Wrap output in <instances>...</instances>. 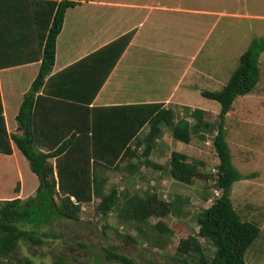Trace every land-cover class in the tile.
<instances>
[{
	"label": "trees",
	"instance_id": "obj_1",
	"mask_svg": "<svg viewBox=\"0 0 264 264\" xmlns=\"http://www.w3.org/2000/svg\"><path fill=\"white\" fill-rule=\"evenodd\" d=\"M45 3L50 4L51 10L46 24L39 26L37 15L41 2L33 1L41 48L40 64L29 88L22 94L14 116L16 126L9 132L0 96V153L9 155L14 146L38 180L28 196L0 201V260L33 264L30 258L15 256L19 243L41 244L40 227L51 225L56 219L79 220L82 206L95 197L98 198L95 211L103 230L113 210L120 223L134 222L135 229L144 236L146 230L143 225L155 218L150 225L153 233L147 236H151L152 245L163 247L166 239L174 233L164 218L183 212L189 198L177 194L172 199H164L151 187L144 191L124 187L121 192L115 187L108 191L105 188L106 173L125 170L126 166H129L127 173L140 165L160 169L173 180L186 184L202 177L198 171L199 163L189 160L179 151L170 152L166 166L149 159L155 142L162 135V125L167 124L171 138L184 143H188L193 135L204 137L216 131L212 146L218 162L211 179L214 181L212 187L220 194L196 214V234H185L178 239L175 245L177 264H248L244 259L245 251L258 237L261 228L254 220L242 219L232 204L230 192L234 181L254 177L256 172L244 175L232 164L225 138L224 117L236 97L250 93L259 80L264 35L251 40L219 90H200L203 97L220 105L215 126L205 119V111L200 108L191 110L185 107L186 116L173 121V109L165 108L160 102L91 105L127 46L130 33L52 73L56 36L62 26L64 11L77 2L60 0L57 4ZM12 61L0 57V67H7ZM189 115L193 120H188ZM145 125H148V130L139 137ZM133 159L136 162H130ZM123 163L126 165L122 166ZM12 190L18 194L19 182ZM104 253L106 259L139 264L118 251L104 249ZM53 264L69 263L63 256H56Z\"/></svg>",
	"mask_w": 264,
	"mask_h": 264
},
{
	"label": "rangeland",
	"instance_id": "obj_2",
	"mask_svg": "<svg viewBox=\"0 0 264 264\" xmlns=\"http://www.w3.org/2000/svg\"><path fill=\"white\" fill-rule=\"evenodd\" d=\"M163 1L168 4L177 3L183 8L215 12H206L210 14L209 21L214 23L205 26V31L208 29L205 32L204 44L194 62V68H200L202 73L214 79L209 81L205 86L206 89L219 90L237 66L240 54L251 40L264 35V0ZM169 60H171L169 74L163 83V89L157 90L156 97H166L173 92V101H182L193 108L204 109L205 119L215 126L220 110L219 103L203 97L200 91L193 90L192 86V89L185 91L179 89L171 91L185 61ZM141 61H146L152 69L161 68L159 62L151 58L138 60ZM259 69V80L254 89L248 94L236 97L231 110L224 117L225 138L230 148L232 164L241 174L256 172L254 177L234 181L230 192L232 204L242 219L254 220L261 226L258 237L245 251L244 259L248 264H264V52L259 58ZM26 81L28 76L22 77L20 88ZM170 105L173 106L174 111L173 121L176 119V113L178 116L185 115L184 105L176 103ZM188 118L193 120L191 115ZM147 130L148 125H145L141 136ZM215 133L216 131H211L204 137L193 135L188 143H184L178 140L172 141L169 126L162 125V135L159 137L160 141H156L154 151L159 150L160 147L166 148L167 152L159 155L166 163L171 148L186 152L189 160L199 163L198 171L202 176L195 178L189 184L176 181L168 188H162L165 194L160 195L164 199H172L177 194L189 198V203L184 206L183 212L164 218L170 223L174 233L166 239L163 247L157 248L152 245L151 236H147L148 233H153L150 225L156 220L155 218H151L143 225L146 230L144 236L135 229L134 222L120 223L117 220V213L113 210L108 216L107 227L103 230L95 211L98 202V198L95 197L90 203L82 206L79 220L56 219L51 225L40 227L42 243L32 244L21 241L15 256L21 259L30 258L33 264H53L56 256H63L69 264H123L106 259L104 249H107L123 253L139 264H177L175 245L178 239L185 234H196V214L214 200L215 193L211 178L218 162L212 146V137ZM142 168L144 175L152 172L149 167L142 166ZM119 174L118 170H109L106 173L108 177L106 191L112 187L117 188L119 192L124 187L140 191L149 188L150 183L146 180L136 185L130 178L122 180ZM203 176L207 177L203 178ZM201 241L208 248V245ZM0 262L13 264L11 259H1Z\"/></svg>",
	"mask_w": 264,
	"mask_h": 264
},
{
	"label": "crops",
	"instance_id": "obj_3",
	"mask_svg": "<svg viewBox=\"0 0 264 264\" xmlns=\"http://www.w3.org/2000/svg\"><path fill=\"white\" fill-rule=\"evenodd\" d=\"M33 1L0 0V57L13 60L9 66L0 67V96L8 132L16 126L14 116L18 110L22 94L29 88L40 64L41 48L38 44L37 20L34 17ZM59 1L40 0L41 4L37 15L39 26L46 24L47 14L51 10L50 4L45 2L57 4ZM70 1L77 2V4L67 7L64 11L62 26L56 36L52 73L58 72L119 37L130 33L131 37L127 46L91 105L108 106L160 102L165 108H173L170 103H176L184 105V108L194 109L185 102L173 101V92L162 98L156 97V93L157 90L163 89V83L169 74V67L171 66L169 59L185 61L171 91L178 89L185 91L189 88L192 89V87L193 90L200 91L206 89L205 86L208 85L209 81L214 80L208 74L202 73L200 68H194V62L204 44L205 32L208 29L205 31V26L214 23V21H209L208 16L210 14H206V12L214 11L183 8L177 3L168 4L163 0ZM55 10L56 6L51 13L52 15ZM200 14L201 16H199ZM150 58L159 62L161 68L152 69L146 61L138 62L139 59L147 60ZM27 76L28 81L20 88L22 77ZM185 116L183 114L178 116L176 113L175 121ZM188 120L191 121L189 118ZM142 130L138 134L139 137H141ZM171 140L173 141L172 138ZM157 141L160 139L158 138ZM154 148L155 146L149 155V159L166 166L167 163L159 156L161 153L167 152L166 148L160 147L157 151H154ZM172 150L171 148L168 152ZM180 153L187 155L186 152L180 151ZM130 162L136 161L133 159ZM125 165L126 163L122 164V166ZM142 166L144 165L133 168L130 173H127L126 169L129 166H126L125 170L119 171V176L122 180L132 178L136 185H139L142 180H146L150 183L148 186L161 195L165 194L162 188H168L171 183L176 182L166 171L160 169L151 168L152 172L144 175L141 170L143 169ZM17 182H19V191L18 194H15L12 188ZM37 183L38 180L30 171L27 161L14 146L11 154L0 153V201L14 197H26L36 187ZM245 206L247 205L245 204Z\"/></svg>",
	"mask_w": 264,
	"mask_h": 264
},
{
	"label": "built area",
	"instance_id": "obj_4",
	"mask_svg": "<svg viewBox=\"0 0 264 264\" xmlns=\"http://www.w3.org/2000/svg\"><path fill=\"white\" fill-rule=\"evenodd\" d=\"M215 172H216V170H215ZM213 183H214V181H213ZM213 191L215 193V196L214 197H217L220 194V191L218 189H214Z\"/></svg>",
	"mask_w": 264,
	"mask_h": 264
}]
</instances>
